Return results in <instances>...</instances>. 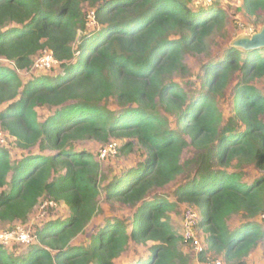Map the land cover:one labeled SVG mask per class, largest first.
Masks as SVG:
<instances>
[{
    "label": "trees",
    "instance_id": "obj_1",
    "mask_svg": "<svg viewBox=\"0 0 264 264\" xmlns=\"http://www.w3.org/2000/svg\"><path fill=\"white\" fill-rule=\"evenodd\" d=\"M193 3L0 0V129L20 149L52 151L13 159L0 145V223L26 221L43 197L71 210L39 228V243L26 254L0 243V264H116L132 242H150L146 259L134 264H187L186 238L168 219L175 204L153 193L181 178L174 196L201 210L208 250L246 264L264 241L254 220L264 219V94L254 84L264 77V48L231 45L203 66L201 90L190 95L173 79L189 71L184 55L208 53V39L228 23L222 6ZM243 8L262 18L264 0H244ZM45 50L62 73L25 81L19 71ZM234 77L227 115L222 102ZM39 107L53 112L41 120ZM112 138L129 140L121 152L138 145L144 159L106 175L93 153L75 148ZM187 148L193 156L184 159ZM246 165L260 171L253 183L244 179ZM102 197L136 207L132 221L105 216L88 244L73 245L103 214ZM235 214L249 220L231 229Z\"/></svg>",
    "mask_w": 264,
    "mask_h": 264
},
{
    "label": "rangeland",
    "instance_id": "obj_2",
    "mask_svg": "<svg viewBox=\"0 0 264 264\" xmlns=\"http://www.w3.org/2000/svg\"><path fill=\"white\" fill-rule=\"evenodd\" d=\"M207 3H215L222 6L228 13V23L223 31H219L208 39L209 51L204 54L184 55V62L188 66V73L181 75L175 74L174 80L182 84L190 95H196L201 90L203 66L213 60L221 59L225 51L232 45V42L242 35H252L259 31L263 25L264 11L262 18L251 16L245 13L243 8L244 0H194L193 5ZM86 10L89 9L87 3L84 4ZM90 28L96 26L93 11L88 15ZM260 28V29H259ZM259 29V30H258ZM49 51H41L34 59L33 66L30 70H21L19 74L26 80L33 77H55L60 75L63 69L58 64L46 66L43 58L47 57ZM1 63H8L2 60ZM44 65V66H43ZM234 77L230 83L226 98L222 102L227 115L231 112V99L234 95V86L237 82ZM254 84L264 94V77L257 79ZM39 118L44 120L53 109L47 107H39ZM129 140L122 138H112L109 142L103 143L96 139H87L75 144L77 150H86L95 155L96 159L101 163L103 172L111 175L115 172L123 171L127 168L136 166L144 159V152L136 145L134 149L128 153L121 152L120 148ZM0 145L8 148L13 159H21L23 156L30 154H52L51 150H41L38 146L31 151L20 149L15 144V138L7 131L0 129ZM106 151V155H103ZM194 149L187 148L183 154V158L187 159L193 156ZM233 170V169H232ZM244 179L249 183H253L260 175V171L254 165H246L243 168ZM186 178H181L177 183H171L168 186L157 189L153 193L165 195L175 207L168 212V219L172 224L174 231L186 238L181 242L180 249L188 256L187 264H212L213 261L220 259L224 264H233L226 261L223 254H218L208 250V233L205 230V221L202 220L201 210L194 205L185 202H178L174 196L176 186L185 182ZM103 214L95 217L93 222L87 228L86 232L78 235L73 239V245H83L89 243V237L96 228L105 222V216L117 217L123 221H132L136 212V207L114 202L110 204L102 197ZM193 209L197 215L194 222H187V211ZM71 214L69 206L64 202H56L49 197L40 199L38 205L30 213L26 221H15L13 223H0V243H3L10 251L16 252L18 255L26 254L33 244H38L39 228L44 226L50 219L67 218ZM249 218L244 214H235L228 220L231 229H237L241 224L248 221ZM254 220H258L264 227V219L258 216ZM96 224V225H95ZM27 235V240H22V235ZM8 237V238H7ZM150 242L148 244H139L132 242L125 250L120 258L116 260V264H134L138 260H144L148 256ZM204 254L205 258H202ZM246 264H264V241L252 251L246 258Z\"/></svg>",
    "mask_w": 264,
    "mask_h": 264
},
{
    "label": "water",
    "instance_id": "obj_3",
    "mask_svg": "<svg viewBox=\"0 0 264 264\" xmlns=\"http://www.w3.org/2000/svg\"><path fill=\"white\" fill-rule=\"evenodd\" d=\"M232 45L247 50L264 48V25L252 35L239 36Z\"/></svg>",
    "mask_w": 264,
    "mask_h": 264
},
{
    "label": "built area",
    "instance_id": "obj_4",
    "mask_svg": "<svg viewBox=\"0 0 264 264\" xmlns=\"http://www.w3.org/2000/svg\"><path fill=\"white\" fill-rule=\"evenodd\" d=\"M94 13V12H93ZM45 52H48V50H45ZM43 62L46 63V66H52L54 64H58L59 61L54 57V55L49 51L47 57L43 58ZM44 66V65H43ZM103 155H106V151ZM193 209H189L187 211V222H194V219L197 217L196 213ZM8 238V237H7ZM22 240H27V235H22ZM212 264H224L220 259L213 261Z\"/></svg>",
    "mask_w": 264,
    "mask_h": 264
}]
</instances>
